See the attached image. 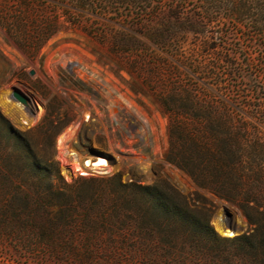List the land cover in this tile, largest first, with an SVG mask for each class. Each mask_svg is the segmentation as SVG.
I'll list each match as a JSON object with an SVG mask.
<instances>
[{"label": "trees", "instance_id": "obj_1", "mask_svg": "<svg viewBox=\"0 0 264 264\" xmlns=\"http://www.w3.org/2000/svg\"><path fill=\"white\" fill-rule=\"evenodd\" d=\"M62 1L80 11L115 3L139 7L150 13L148 18L139 13L140 22L163 18L158 26L142 25L197 80L187 79L167 58L145 52L136 37L122 35L117 43L133 69L146 68V83L168 118L164 159L236 207L247 229L222 236L211 214L191 205L166 180L125 183L115 174L67 183L57 161L40 159L26 134L0 112V264H264V92L240 99L219 67L226 64L233 74L239 72L238 63L205 27L197 29L204 39L183 49L176 37L182 30L179 22L189 19L187 0H159L156 5L147 0ZM43 2L0 5V24L33 56L65 20L56 10L44 15ZM164 7L169 14L163 16ZM200 8L206 14L226 10L229 20L253 23L252 31L264 44V0H203ZM76 116L53 95L37 129L58 133Z\"/></svg>", "mask_w": 264, "mask_h": 264}, {"label": "rangeland", "instance_id": "obj_2", "mask_svg": "<svg viewBox=\"0 0 264 264\" xmlns=\"http://www.w3.org/2000/svg\"><path fill=\"white\" fill-rule=\"evenodd\" d=\"M21 1L0 0V5L8 3L17 7ZM43 1L44 15H52L56 10L65 20L61 30L47 39L37 56L25 52L0 24V112L15 129L26 134L34 153L42 160H56L67 183H74L80 177L115 174H120L125 183L151 184L166 180L191 205L211 214V223L222 236L244 232L247 223L236 207L199 187L188 173L164 159L168 118L161 111L151 84L146 83V68L133 69L117 43L122 35L136 37L142 41L145 52L167 58L179 66L187 79L197 80L198 75L177 55L156 43L142 25L158 26L165 23L163 18L140 22L138 14L143 9L116 3L93 12L77 10L69 1ZM147 1L156 5L159 0ZM187 1L189 19L179 22L182 30L176 37L183 41V49L189 51L194 43L204 39L197 29L205 27L208 34L224 43L226 51L238 63L239 72L233 74H230L231 67L219 63L223 75H229L225 77L228 85L234 87L240 99L263 95L264 44L252 31L253 23L229 20L228 12L222 9L206 14L200 8L203 0ZM143 13L146 18L150 15ZM162 14L168 15V8L164 7ZM201 15L205 19H199ZM210 16L213 20H209ZM250 85H253L252 91ZM257 88L261 89L260 93ZM14 90L30 101L19 103L12 97ZM53 95H58L77 114L58 133L37 129L45 114L46 102ZM261 128L264 131V125ZM58 139L67 145L68 156H59ZM88 148L107 156H85ZM80 168L86 173L82 174ZM225 211L239 227L232 236L219 229V225L223 228L220 219H227Z\"/></svg>", "mask_w": 264, "mask_h": 264}, {"label": "water", "instance_id": "obj_3", "mask_svg": "<svg viewBox=\"0 0 264 264\" xmlns=\"http://www.w3.org/2000/svg\"><path fill=\"white\" fill-rule=\"evenodd\" d=\"M32 74H34V70L31 71ZM12 97L17 100L19 103L27 104L29 102V98L25 95H23L21 92L14 90L12 92ZM86 156H90L92 158L97 156H107L105 153L94 150L92 148H88L85 153ZM224 216L227 217V219H220V224L223 226L226 230H231L234 233L239 231V227L236 222L232 221L231 214L227 211L224 212Z\"/></svg>", "mask_w": 264, "mask_h": 264}, {"label": "bare ground", "instance_id": "obj_4", "mask_svg": "<svg viewBox=\"0 0 264 264\" xmlns=\"http://www.w3.org/2000/svg\"><path fill=\"white\" fill-rule=\"evenodd\" d=\"M62 140L60 139V141H59V139H58V141H57V146H56V144H55V146H56V148H57V150H59V156H62V155H66V156H68V150H67V145H62ZM68 159H66V160H68V162H69V157H67ZM64 167V166H63ZM80 170H81V173L82 174H85L86 173V171H84L83 169H81L80 168ZM65 172V168H63V173ZM219 229H222V231H223V233L225 234V235H227V236H232V235H234L235 233L233 232V231H231V230H225V229H223L220 225H219Z\"/></svg>", "mask_w": 264, "mask_h": 264}, {"label": "crops", "instance_id": "obj_5", "mask_svg": "<svg viewBox=\"0 0 264 264\" xmlns=\"http://www.w3.org/2000/svg\"><path fill=\"white\" fill-rule=\"evenodd\" d=\"M86 156V155H85Z\"/></svg>", "mask_w": 264, "mask_h": 264}]
</instances>
